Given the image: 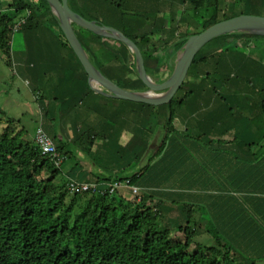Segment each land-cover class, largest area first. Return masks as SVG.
Masks as SVG:
<instances>
[{
  "label": "trees",
  "instance_id": "16d2710c",
  "mask_svg": "<svg viewBox=\"0 0 264 264\" xmlns=\"http://www.w3.org/2000/svg\"><path fill=\"white\" fill-rule=\"evenodd\" d=\"M229 1L173 0L168 5L159 0L151 8H146L147 0H69L68 4L88 21L116 26L139 47L147 74L161 83L190 36L264 9V0ZM163 4L172 14L181 12L171 29L180 38L164 48L161 36L151 39L154 30L164 29L155 27V21L163 20ZM182 17L195 28L192 32L180 26ZM17 24L21 25L15 31ZM73 29L106 78L128 91H148L126 45L74 24ZM19 31L25 53H58L54 60L67 63L62 88L55 91L60 94L52 99L60 106L58 115L68 101L69 109L84 105L101 120L86 130L77 128L73 138L66 139L53 129L55 114L42 111V126L64 158L56 167L34 139L24 138L27 130L20 119H9L0 134V264H234L246 257L255 264L250 259L264 258V53H250L249 47L264 37L234 33L212 40L195 57L172 101L151 106L107 98L91 89L46 0H0V51L8 65L13 35ZM93 99L106 104L91 107ZM113 102L136 106L137 111L127 116L135 122L136 113L142 124V133L131 136L125 147L114 139L116 119H109ZM229 125L243 137H211L214 130L228 132ZM154 126L165 134L152 151ZM254 137L261 141H253ZM95 140L117 147L115 164L122 172L91 173L96 176L91 182H129L142 189L140 198L130 201L119 193L121 189L114 194H73L67 185L70 180L57 182L67 160ZM88 159L99 167L106 164L93 156ZM165 205L181 209V224L160 226ZM202 231L213 241L197 242Z\"/></svg>",
  "mask_w": 264,
  "mask_h": 264
},
{
  "label": "crops",
  "instance_id": "0c3cea01",
  "mask_svg": "<svg viewBox=\"0 0 264 264\" xmlns=\"http://www.w3.org/2000/svg\"><path fill=\"white\" fill-rule=\"evenodd\" d=\"M147 1H150V5L147 4L146 8H151L154 6V3L158 2L159 0ZM160 1H164L168 5H171L173 0ZM167 6L163 4L164 10L166 9L163 20L155 21L157 22L155 24V27L161 29L164 28L161 30L162 32L160 30H154V27H152V29L154 30L153 32H155L156 35L151 37V39L152 41H157L159 36H161V39H164L163 41L165 43H162V46H160L162 48H164L167 43L173 44L180 38V35L178 33L173 36L171 29H173L176 25L178 21L177 17L181 12L179 11L177 12V14H172L170 10H167ZM164 25L165 27H163ZM105 26L117 29L116 26L108 24H105ZM254 44L258 46V49L255 53H264V44L260 45L259 43H256L254 41L249 47L251 48V46H253ZM57 56L59 58L58 53H11L10 64L12 63V65L14 66L15 73L27 83L31 90L36 91L35 94L32 93V96L33 100L38 104L39 116L35 120V126L32 130V139H34L36 128L38 127V125L42 124V111L44 109H48L51 114H55L56 119L54 126H56L53 127V129L57 131V134L60 138H73L74 131L77 128H79V130H86L87 128H91L101 120L100 115L90 112L89 109L84 105H80L74 110L69 109L68 101L61 106V109L64 110L63 112L60 111L58 115V108L60 106L59 104L53 102L52 99L55 97V95H57V93H59L55 91L62 88L61 84L64 80L61 78V75L63 74V67L66 66L67 63L64 64V62L59 59L58 61L54 60V58H57ZM69 56L70 54L67 55V57ZM262 60L264 61V58ZM62 93L63 89L61 90V94ZM90 104H92L91 107L94 104H100V106H102L106 104V102L93 99ZM111 105L112 108H114V112L109 119H116V128L113 133L114 139L121 147H125V145H127V143L130 141L131 136H136L138 133H142V124L137 123L136 113L133 118L135 122H132L131 116H127L129 111L131 110H134L136 112L137 107L134 105H125L120 102H113ZM77 152L82 156V159L84 158V156L86 157L85 161L93 156L94 159L100 158V161H103V165L104 163H106L101 167L102 169H93L90 165H88L89 171H91V173H93L94 175H96V172L106 173L111 172L112 170L116 173L122 172L121 168H119V166L115 164L119 161L117 147L113 144L109 145L105 140H95L92 146H84L82 148H79ZM129 172L131 173V171ZM94 177H91V175L90 177L88 176L87 181H94ZM128 191V188H122L120 194L125 196L127 195L126 193H128ZM167 208H169L168 205L162 207V215L166 216L168 211Z\"/></svg>",
  "mask_w": 264,
  "mask_h": 264
},
{
  "label": "water",
  "instance_id": "95a60500",
  "mask_svg": "<svg viewBox=\"0 0 264 264\" xmlns=\"http://www.w3.org/2000/svg\"><path fill=\"white\" fill-rule=\"evenodd\" d=\"M52 13L59 21V27L65 35L69 45L81 62L88 75L91 89L108 98L143 103L151 106L166 105L172 101L183 86L188 71L197 54L212 40L234 33H244L264 37V17L240 15L221 21L205 31L192 35L171 60L172 71L167 79L161 83L155 82L147 74L144 58L139 47L117 29L100 25L95 21H88L69 7V0H46ZM73 24L86 29L98 36L113 39L128 47L135 57L136 73L148 87V91L133 92L122 89L106 78L92 63L89 55L78 40Z\"/></svg>",
  "mask_w": 264,
  "mask_h": 264
},
{
  "label": "rangeland",
  "instance_id": "374dc122",
  "mask_svg": "<svg viewBox=\"0 0 264 264\" xmlns=\"http://www.w3.org/2000/svg\"><path fill=\"white\" fill-rule=\"evenodd\" d=\"M223 3L229 4V0H222ZM229 7V6H227ZM124 12H129L127 9ZM247 12V11H245ZM252 16L264 17V9H254L249 11ZM10 13V12H9ZM248 13V12H247ZM178 15V19H179ZM191 18V17H190ZM177 19V20H178ZM187 20V21H186ZM180 26L182 28H188L189 32H192L195 28H191V24L189 25L188 19L182 17L180 21ZM183 30V29H181ZM254 42V40H253ZM256 43L264 44V39H257ZM258 49V46L255 44L251 46L250 53H255ZM12 53H25V43L23 38V33L21 31L15 33L13 35L12 40ZM14 66L11 64H7L3 53L0 51V134L3 129L8 125L9 119H20L22 122V126L27 130V134L25 135V139L29 140L33 137V128L35 126V120L39 116V108L38 104L33 100L32 93L35 94L36 91L31 90V88L27 85L23 79H21L14 71ZM184 116L189 118V115L185 109L181 112ZM186 128V127H184ZM228 132H220L223 130H214L211 134L212 138H224V139H234L235 137H243V133H235L234 129H232L229 125ZM231 129V130H230ZM151 136V145L150 149L152 151L156 150L161 140L164 137L165 130L163 131L161 128L154 126ZM244 132V131H242ZM254 135H257L255 132ZM251 140V139H250ZM253 141L259 142L261 139L254 137ZM84 156V160L82 156L76 153L72 159H68L66 164L63 166L62 174L58 177L57 182L59 183L61 179L75 181V182H89L88 176L90 177L91 171H89L90 165L93 169H101L97 164H95L92 159H88ZM78 164H82L80 167ZM76 165V166H75ZM84 180V181H81ZM120 193V191H119ZM126 198L130 201H135V195L128 191L126 193ZM140 195L139 197H141ZM138 199V198H137ZM166 216L162 215L159 220V224L162 228H170L174 223H180L184 220L181 209L173 206H168ZM213 238L202 231L198 233L196 237L197 242H203V244H207V241H213ZM244 258V260H237L234 264H249L247 261L249 257ZM264 259V258H263ZM262 258L253 257L250 259L251 262L255 264H264V260Z\"/></svg>",
  "mask_w": 264,
  "mask_h": 264
},
{
  "label": "built area",
  "instance_id": "2783aa9c",
  "mask_svg": "<svg viewBox=\"0 0 264 264\" xmlns=\"http://www.w3.org/2000/svg\"><path fill=\"white\" fill-rule=\"evenodd\" d=\"M21 24H17L15 27V31L18 30ZM34 142L40 148L44 155L50 157L52 162L55 164L56 167H60L64 158L58 153L56 146L50 136L44 130L42 124L38 125L34 135ZM68 189L70 192L82 194L86 192H100L102 194L109 193L114 194L122 188H129V191L136 197L140 198L139 196L142 193V189L133 187L129 185V182L125 184L115 182L113 184L109 183H97V182H75L69 181L68 182Z\"/></svg>",
  "mask_w": 264,
  "mask_h": 264
}]
</instances>
